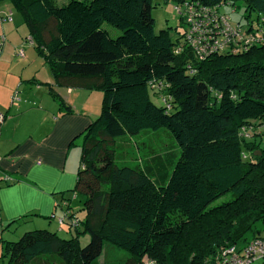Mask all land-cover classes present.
<instances>
[{
  "label": "trees",
  "instance_id": "obj_1",
  "mask_svg": "<svg viewBox=\"0 0 264 264\" xmlns=\"http://www.w3.org/2000/svg\"><path fill=\"white\" fill-rule=\"evenodd\" d=\"M9 1L49 67L51 94L57 86L103 95L100 115L80 136L75 188L63 194L83 197L84 216L69 195L58 217L77 235L81 227L89 243L26 231L18 241H1L5 264L47 255L97 264L105 243L128 255L122 264H217L226 250L264 239V0H164L181 12L242 10L246 24L236 26L254 43L237 41L201 61L176 9L181 35L154 32L153 0ZM104 24L120 35L112 38ZM160 83V92L152 88ZM251 127L252 138L241 137ZM161 130L177 153L165 157L158 177L150 166L118 165L119 140Z\"/></svg>",
  "mask_w": 264,
  "mask_h": 264
},
{
  "label": "crops",
  "instance_id": "obj_2",
  "mask_svg": "<svg viewBox=\"0 0 264 264\" xmlns=\"http://www.w3.org/2000/svg\"><path fill=\"white\" fill-rule=\"evenodd\" d=\"M0 1L1 16L13 14L9 0ZM2 25L0 40L4 44L8 38L10 42L4 52L14 60L0 64V114L5 116L0 135V252L2 240L28 230L23 223L45 228V221L58 207L63 212V197L69 196L63 194L76 185L80 136L99 114L91 103L98 96L90 91L53 86L56 95L51 94L48 84H53V77L40 76L41 68L35 67L41 62L30 51L26 59L25 51L14 49L22 39L30 38L29 32H12L4 18ZM15 53L20 58L16 59ZM45 66L44 62L43 71ZM61 102L71 111L62 108ZM6 176L11 182L4 181Z\"/></svg>",
  "mask_w": 264,
  "mask_h": 264
},
{
  "label": "rangeland",
  "instance_id": "obj_3",
  "mask_svg": "<svg viewBox=\"0 0 264 264\" xmlns=\"http://www.w3.org/2000/svg\"><path fill=\"white\" fill-rule=\"evenodd\" d=\"M57 1L59 6L63 5L62 1L64 0H57ZM66 1L68 3L70 0H66ZM6 2L11 4L10 1H6ZM3 4L5 3H2V5ZM153 5L154 7L152 9V16L155 21L154 32L156 34H160L161 32L166 31L168 32L169 37L172 39H175L177 36H180L182 31H184L183 28L184 24L181 23L180 15L175 11L173 2L171 1L165 2L164 0H153ZM12 11L13 14H10L9 12L3 16H1L0 14V32H3L1 28L4 25V24L2 25V18H4L5 23L13 27L12 32H19V33L26 32L27 34V32H29V29L22 15L16 10H12ZM221 13L229 16L234 26H236L237 22L246 24L245 19H243L242 10L236 11L232 6L228 5V6H223L221 8ZM8 16L11 17V21L6 20ZM103 27L108 31L109 35L112 38H116L120 35L119 31H117L116 29H114L113 27L107 24H104ZM0 38L2 40L3 38L2 34H0ZM6 39L7 41L4 44L0 40V45L3 44L2 50L0 47V64L6 63L9 60L10 62L14 60L11 55H7L4 52L5 44L10 43L8 38ZM14 49L18 51L19 50L25 51L24 53L26 59L29 57L27 55H28V51H30L33 54V56L38 60V62H41V65H37V66L34 65L35 67L41 68V70L38 71L40 73V76L43 77L45 74H47L49 77L52 76L49 67L45 66L44 67L45 71H43V64L45 62L44 58L41 54L38 53L36 49H34L33 45L28 40L26 41L25 38L22 39V44H20V46H15ZM15 54L17 56V53ZM20 57L17 56L15 58L17 59ZM20 59H22V57ZM92 94H93L92 96H98V99L93 97L91 103L95 108V112L99 113L98 114L99 116L101 113L103 94L100 91H93ZM153 101L157 105H161V100H159V98L158 99L154 98ZM260 132H262V129H260ZM80 140H82V138H80ZM76 144L79 145L78 143ZM174 153H177V147L174 145V141L171 138V136L165 130H161L158 132L143 133L138 137L119 140L116 145V154H117V161L119 166H128L132 168H136V167L145 168L146 166H150L153 169L155 173L154 175L156 177H158V174L160 172L159 169H161V167L166 166L168 164V161L166 160L165 157L169 154H174ZM70 193H69L71 198L70 204H72V207L76 212L77 216L79 218H83L84 212L81 210L83 197L81 195L75 196L73 195V193L72 194ZM227 199H229V196L218 200L215 204H219L223 201H226ZM62 214L63 212L61 208L58 207L56 212L53 213L54 218H51L49 221L47 220L45 221L46 224L44 223L45 225H43L45 228H33V226H31L32 225L31 223L29 224L23 223L22 226L24 229H28L26 231H35V229L36 230L46 229L51 232H56L62 238L70 239L73 235H77V233L74 228L69 230L68 225H64L61 227L57 225L56 220L58 217L62 216ZM258 227L260 226H257V228ZM78 230L80 231V234L77 235L79 238L80 246L85 247L90 241V235L88 233H84L81 227H79ZM24 231L25 230H22L21 234L19 235L18 233H15L17 236H12L13 238L10 239L9 241H13V242L18 241L20 237L25 233ZM127 257L128 255L125 254V252L110 247L109 244L105 243L104 253L97 262V264H122ZM0 264H5L3 259L1 258H0ZM31 264H63V262L55 255H47V256L39 257ZM139 264H144V263H139ZM254 264H264V259H258L257 261H255Z\"/></svg>",
  "mask_w": 264,
  "mask_h": 264
},
{
  "label": "built area",
  "instance_id": "obj_4",
  "mask_svg": "<svg viewBox=\"0 0 264 264\" xmlns=\"http://www.w3.org/2000/svg\"><path fill=\"white\" fill-rule=\"evenodd\" d=\"M184 17L186 36L185 41L189 48L192 50L195 58L197 60H204L207 56L214 53L225 52L237 41H244L245 46H249L254 43L255 37L249 35L238 26H234L231 23L229 16H217L209 9H199L190 7L188 11L181 12L178 8H175ZM7 21H11V17L6 18ZM28 41L33 44L31 38ZM20 56L24 57L23 52H20ZM162 85L155 84L152 88L157 89L159 92L162 90ZM13 103L17 101V94L12 98ZM163 102H166L163 100ZM5 116L0 114V135L1 126L3 125ZM253 127L242 128L241 137L245 139L252 138ZM5 182H11L9 177L4 178ZM51 218H54L52 215ZM65 217L57 218V223L59 226L65 224ZM78 221H74L76 226ZM258 259H264V239H256L249 242L243 249L239 252L233 247L225 251L222 258L217 262V264H254ZM148 264H155L149 262Z\"/></svg>",
  "mask_w": 264,
  "mask_h": 264
}]
</instances>
